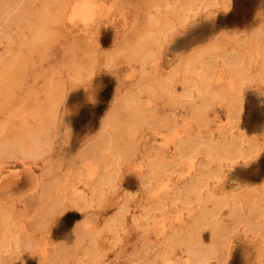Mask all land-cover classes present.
Here are the masks:
<instances>
[{"label": "rangeland", "instance_id": "1", "mask_svg": "<svg viewBox=\"0 0 264 264\" xmlns=\"http://www.w3.org/2000/svg\"><path fill=\"white\" fill-rule=\"evenodd\" d=\"M2 1L0 264H264V0Z\"/></svg>", "mask_w": 264, "mask_h": 264}, {"label": "bare ground", "instance_id": "2", "mask_svg": "<svg viewBox=\"0 0 264 264\" xmlns=\"http://www.w3.org/2000/svg\"><path fill=\"white\" fill-rule=\"evenodd\" d=\"M0 1H2V0H0ZM50 1V0H49ZM176 1V0H175ZM178 1V0H177ZM194 1V0H193ZM204 1V0H203ZM8 2H10V0L8 1ZM53 2H54V0H53ZM60 2V1H59ZM64 2V1H63ZM2 3V5L1 6H3L4 4V2L2 1L1 2ZM56 3H57V0H56ZM89 3H91V2H89ZM190 3H191V6H192V2L190 1ZM196 3H197V1H196ZM196 3H194V5L196 6ZM11 4V3H10ZM53 4H55V3H53ZM63 4V3H62ZM65 5H66V2L64 3ZM68 4V3H67ZM78 4V3H77ZM206 4V3H205ZM209 4L210 3H208V6H209ZM6 5H7V3H6ZM58 5V4H57ZM86 5V4H85ZM87 5L88 6H90V4H88L87 3ZM94 5V4H93ZM189 5V4H188ZM12 6V5H11ZM5 7V5L3 6V8ZM8 7H9V5H8ZM15 7V6H14ZM74 7H75V4H74ZM205 7V6H204ZM2 7H1V11L3 10V11H5V9H3ZM7 8V7H6ZM71 8L72 7H70V11H72L71 10ZM90 8V7H89ZM89 8L88 7H86V6H78V7H75L74 8V11H72L73 13H75V16L77 17V16H79V18H81V19H85V17H86V13L89 11ZM92 8H93V6H92ZM12 9V8H11ZM39 9V8H38ZM63 9V8H62ZM66 9V8H65ZM73 9V8H72ZM97 9V8H96ZM205 9V8H204ZM59 10V9H58ZM57 11V10H56ZM62 11H64V9L62 10ZM95 11V10H94ZM12 12H13V10H12ZM96 12V11H95ZM97 12H98V10H97ZM5 12H3V14H4ZM7 13V12H6ZM5 13V14H6ZM10 14V13H9ZM2 15V14H1ZM62 15V14H61ZM72 15V14H71ZM89 15V14H88ZM180 17H181V15L180 14H178ZM21 16V15H20ZM49 16V15H48ZM47 16V17H48ZM56 16V15H55ZM93 16H94V14H93ZM41 17V16H40ZM61 17V16H60ZM73 17V16H72ZM152 17V16H151ZM70 18V17H69ZM75 18V17H74ZM73 18V19H74ZM92 18H94V17H92ZM77 19V18H76ZM3 20V19H2ZM23 20V19H22ZM35 20V19H34ZM73 21V20H72ZM75 21H77V20H75ZM80 21V20H79ZM88 21V20H87ZM89 21H90V18H89ZM88 21V22H89ZM167 21V20H166ZM3 22H4V20H3ZM12 22V21H11ZM11 22L9 23V22H7L8 23V25H10L11 24ZM16 22V21H15ZM22 22V21H21ZM83 22H86V21H84L83 20ZM26 23V22H25ZM36 23H38V22H36ZM36 23H33V24H36ZM74 23V22H73ZM3 24V23H2ZM6 24V23H5ZM21 24V23H20ZM23 24H24V22H23ZM13 25V24H12ZM37 25V24H36ZM35 25V26H36ZM0 26H2V25H0ZM33 26V25H32ZM5 27H6V25H5ZM38 27H39V29H40V25H38ZM8 28V27H7ZM6 28V29H7ZM16 28V27H15ZM34 30H35V27H34ZM41 30V29H40ZM6 31V30H5ZM4 31V32H5ZM20 31H22L21 29H20ZM8 32V30L6 31V33ZM36 32H37V30H36ZM42 32V31H41ZM47 32V31H46ZM13 33V32H12ZM22 33V32H21ZM40 34V32L38 33V35ZM45 34V33H44ZM149 34V33H148ZM5 35H7V34H4L3 33V36L5 37ZM31 35V34H30ZM38 35H37V37H38ZM42 35V34H41ZM16 36H17V38H18V35L16 34ZM33 36H34V33H33ZM45 36V35H44ZM44 36L42 35V37L44 38ZM50 36V35H49ZM53 36V35H52ZM148 36H150V35H148ZM3 37V38H4ZM36 37V38H37ZM142 36H139V38H141ZM40 38V37H39ZM39 38H37L38 40H39ZM46 38V37H45ZM228 38V37H227ZM28 39L30 40V39H32V36H31V38L30 37H28ZM27 39V40H28ZM36 39V40H37ZM41 39V38H40ZM144 39H145V37H144ZM2 40V39H1ZM6 40V39H5ZM12 40V39H11ZM20 40V39H19ZM25 39H21V41H24ZM36 40H35V43H36ZM147 40V39H146ZM263 40V39H262ZM26 41V40H25ZM25 41L23 42V45H24V43H25ZM32 41H33V39H32ZM48 41H50V40H48ZM51 41H52V38H51ZM50 41V42H51ZM253 41V40H252ZM12 42V41H11ZM18 42V41H17ZM16 42V43H17ZM29 41H27V43H28ZM43 42V41H42ZM41 42V43H42ZM49 42V44H51ZM150 42V41H149ZM263 43H264V40L262 41ZM26 43V45L28 46V44ZM35 43H34V45H35ZM39 43V42H38ZM137 43V42H136ZM147 43V42H146ZM249 43H250V41H249ZM260 43V42H259ZM1 44V43H0ZM48 44V45H49ZM214 44V43H213ZM255 44V43H254ZM3 45V44H2ZM33 45V44H32ZM43 45H44V43H43ZM48 45H46V46H48ZM52 45H54V44H52ZM148 45V44H147ZM244 45H246V44H244ZM251 45V44H250ZM1 46V45H0ZM14 46H16V44H14ZM18 46H20V44L18 45ZM18 46H16V48H18ZM21 46H22V43H21ZM36 46H37V44H36ZM45 46V47H46ZM49 46H51V45H49ZM256 46V45H255ZM259 46V45H258ZM44 47V46H43ZM11 48H13V47H11ZM20 49L22 48V47H19ZM247 48V47H246ZM15 49V48H14ZM252 49V48H251ZM1 50H3V48L1 49ZM18 50V49H17ZM256 50V49H255ZM260 50V49H259ZM208 51H209V48H208ZM22 52V51H21ZM27 52H29L28 50H27ZM126 52V51H125ZM138 52V51H137ZM202 52V51H201ZM204 52V51H203ZM252 52H254V51H252ZM33 53V52H32ZM35 53H36V49H35ZM148 53V52H147ZM260 53H261V51H260ZM7 54V53H6ZM16 54V53H15ZM139 54V53H138ZM152 54V53H151ZM262 54V53H261ZM22 56H23V53L21 54ZM28 55H30V53L28 54ZM32 55V54H31ZM198 55H199V53H198ZM11 56V55H10ZM12 56H14V54H12ZM196 56H197V54H196ZM262 56H264V54L262 55ZM71 57V56H70ZM69 57V58H70ZM13 57H11V59H12ZM134 58V57H133ZM145 58V57H144ZM144 58H143V60H144ZM14 62L15 63H13V65H12V63L10 64H8V67L10 66V67H13L14 66V68H15V71H17L18 70V66H19V64L20 63H22V65L24 64L23 63V59H22V57H20L19 56V54L17 55V57L15 58V56H14ZM20 59H22V60H20ZM142 59V58H141ZM140 59V60H141ZM146 59H147V57H146ZM149 59V58H148ZM199 59H201V58H199ZM8 61H10V58H9V60L7 59L6 60V62H8ZM27 61V60H26ZM26 61H24V62H26ZM72 61V60H71ZM142 61V60H141ZM192 61H193V59H192ZM192 61H191V63H192ZM11 62V61H10ZM33 63V62H32ZM140 63V62H139ZM196 63V62H195ZM5 64H7V63H5ZM141 64V63H140ZM143 64V63H142ZM141 64V65H142ZM144 64H145V61H144ZM144 64H143V66H144ZM244 64H245V62H244ZM249 64H250V62H249ZM26 65V64H25ZM193 65H194V63H193ZM251 65V64H250ZM4 66V65H3ZM142 66V67H143ZM191 66H192V64H191ZM245 66V65H244ZM247 66V65H246ZM7 66L6 67H4L5 69L6 68H8ZM23 67V66H22ZM262 67V66H261ZM25 68V67H24ZM9 69V68H8ZM11 69V68H10ZM9 69V70H10ZM251 69V68H250ZM263 69V68H262ZM9 70H7V71H9ZM23 70V69H22ZM246 70V69H245ZM5 71V70H4ZM259 71V70H258ZM10 72H12V70L10 71ZM0 73H1V76H2V71H1V69H0ZM6 73V72H5ZM243 74V73H242ZM13 75V74H12ZM241 75V74H240ZM258 75H260V74H258ZM242 76V75H241ZM6 77H7V75H6ZM10 77V74L8 75V77L7 78H9ZM260 77V76H259ZM263 77H264V75H263ZM0 78H2V77H0ZM240 78V77H239ZM246 78H247V76H246ZM10 79V81H11V77L9 78ZM4 79H2V81H3ZM249 80V79H248ZM251 80H252V78H251ZM14 80L12 79V81L11 82H13ZM0 82H1V80H0ZM17 83V82H16ZM15 83V84H16ZM148 83H150V82H148ZM1 84V83H0ZM58 84V83H57ZM4 85V84H3ZM12 85H13V83H12ZM149 86V85H148ZM12 87V86H11ZM5 89H6V85H5ZM3 90V89H2ZM144 91V90H143ZM5 92V91H4ZM147 92H149V90H147ZM6 93V92H5ZM9 93V92H8ZM218 95H219V93H218ZM216 96V95H215ZM1 97H2V91H1ZM9 98V97H8ZM137 98V97H136ZM3 100V99H2ZM5 101V100H4ZM6 101H7V99H6ZM137 102H138V100H137ZM140 102V101H139ZM6 103V102H5ZM142 102H140V104H141ZM134 106V105H133ZM203 106V105H202ZM141 107V106H140ZM36 109V108H35ZM124 109V108H123ZM203 109L205 110V107H203ZM125 111V110H124ZM194 111H195V109H194ZM196 111H198V110H196ZM201 111H203V110H201ZM137 112V111H136ZM117 113H119V111L117 112ZM200 113H202V112H200L199 111V114ZM204 113V112H203ZM150 114V113H149ZM199 114H198V116H199ZM135 115V114H134ZM202 115V114H201ZM143 116V115H142ZM141 116V117H142ZM151 116H152V113H151ZM197 116V115H196ZM204 116V115H203ZM140 117V116H139ZM153 117V116H152ZM135 118H137V117H134V119ZM160 118V117H159ZM200 118L202 119V117L200 116ZM200 118H199V120H200ZM142 119V118H141ZM118 120V119H117ZM120 121V120H119ZM134 121V120H133ZM116 122V121H115ZM118 122V121H117ZM141 122V121H140ZM120 123V122H119ZM127 123V122H126ZM118 124V123H117ZM120 125V124H119ZM118 125V126H119ZM129 125V124H128ZM126 126V125H125ZM163 126H164V124H163ZM119 128H121V126L119 127ZM31 129V128H30ZM117 129V128H116ZM37 131H38V129H37ZM114 131H115V128H114ZM137 131V130H136ZM31 132V131H30ZM30 132H28L27 134H29ZM131 132H132V130H131ZM32 133V132H31ZM125 133V132H124ZM130 133V132H129ZM138 133V132H137ZM24 134H26V133H24ZM33 134V133H32ZM112 134V133H111ZM117 133H115V135H116ZM195 134H196V132H195ZM31 135V134H30ZM130 135V134H129ZM132 135H133V132H132ZM19 136H21V135H19ZM25 136V135H24ZM29 136V135H28ZM32 136V135H31ZM131 136V135H130ZM201 136V135H200ZM36 137V136H35ZM113 137V136H112ZM134 137V136H133ZM26 138V137H25ZM116 138V137H115ZM122 138H124V137H122ZM121 138V139H122ZM36 140V139H35ZM38 140V139H37ZM39 141V140H38ZM33 140H32V144H33ZM113 142H114V140H113ZM125 142V141H124ZM35 143V142H34ZM36 143H38V142H36ZM219 143V142H218ZM249 143V142H248ZM126 144V143H125ZM203 144V143H202ZM31 145V144H30ZM40 145V144H39ZM38 144H37V148H39L38 146H39ZM45 145V144H44ZM49 145V144H48ZM122 146V145H121ZM127 146L129 147V145H128V142H127ZM182 146V145H181ZM220 146V145H219ZM11 147V146H10ZM9 147V148H10ZM33 147L35 148V146L33 145L32 147H31V150H33ZM128 147H127V149H128ZM221 147V146H220ZM238 147V146H237ZM8 148V149H9ZM20 148V147H19ZM28 148V147H27ZM122 148V147H121ZM178 148V147H177ZM219 148V147H218ZM232 148V147H231ZM256 148V147H255ZM30 148H28L27 149V152H28V150H29ZM207 149V148H206ZM209 149V148H208ZM213 149V148H212ZM238 149V148H237ZM22 148H21V152H22ZM39 150V149H38ZM226 150V149H225ZM258 150V149H257ZM9 151V150H8ZM10 151H12V150H10ZM24 151V150H23ZM25 151H26V149H25ZM24 151V152H25ZM29 152H33V151H29ZM49 152V151H48ZM99 152V151H98ZM159 152V151H158ZM167 152V151H166ZM214 152V151H213ZM6 153V152H5ZM20 153V152H19ZM36 153H37V151H36ZM39 153V152H38ZM212 153V152H211ZM216 153V152H215ZM7 154V153H6ZM15 153H13V155H14ZM26 154V153H25ZM32 154V153H31ZM31 154H30V156H31ZM34 154V153H33ZM122 154V153H121ZM165 154V153H164ZM228 154V153H227ZM236 154V153H235ZM18 155V154H17ZM40 155V154H39ZM39 155L37 156V158L39 157ZM175 155V154H174ZM33 156H35V155H33ZM33 156H31V157H33ZM182 156V155H181ZM229 156V155H228ZM231 156V155H230ZM9 157V156H8ZM21 157V156H20ZM227 157V156H226ZM12 158V157H11ZM156 158V157H155ZM166 158V157H165ZM191 162H193V161H191ZM162 164V163H161ZM190 171V170H189ZM162 174V173H161ZM182 177V176H181ZM215 185V184H214ZM165 187V186H164ZM162 188V187H161ZM247 191V190H246ZM193 193V192H192ZM245 194V193H244ZM197 195V194H196ZM253 195V194H252ZM209 197V196H208ZM217 198V197H216ZM220 198V197H219ZM223 198V197H222ZM245 198V197H244ZM209 200H211V199H209ZM217 200V199H216ZM224 200V199H223ZM222 200V201H223ZM242 200V199H241ZM178 201V200H177ZM226 201V200H225ZM224 201V202H225ZM226 202H228V201H226ZM242 203V202H241ZM208 204V203H207ZM221 204V203H220ZM242 204H244V203H242ZM242 204H240V205H242ZM204 205H206V204H204ZM232 206V205H231ZM149 212V211H148ZM152 212V211H151ZM234 216V215H233ZM146 217V216H145ZM210 222V221H209ZM250 222H251V220H250ZM251 224V223H250ZM248 225V224H247ZM246 225V226H247ZM250 226V225H249ZM176 235V234H175ZM193 239V238H192ZM195 239V238H194ZM263 239V238H262ZM80 240V239H79ZM216 242V241H215ZM81 243V242H80ZM183 245V244H182ZM198 245V244H197ZM159 246V245H158ZM193 249V248H192ZM188 250V249H187ZM208 250V249H207ZM216 251V250H215ZM191 254V253H190ZM139 255V254H138ZM195 257V256H194ZM158 258H160V257H158ZM192 259V258H191ZM198 259V258H197ZM259 260V259H258ZM262 260H264V259H262ZM203 261V260H202ZM260 262H264V261H260ZM169 263H172V262H169ZM188 263V262H187ZM259 263V261L257 262V264Z\"/></svg>", "mask_w": 264, "mask_h": 264}]
</instances>
